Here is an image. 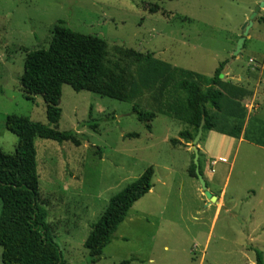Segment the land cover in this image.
Here are the masks:
<instances>
[{
    "label": "rangeland",
    "instance_id": "374dc122",
    "mask_svg": "<svg viewBox=\"0 0 264 264\" xmlns=\"http://www.w3.org/2000/svg\"><path fill=\"white\" fill-rule=\"evenodd\" d=\"M261 1L0 0V149L13 153L18 141L5 128L7 116L47 124L44 100L28 98L20 79L26 50L47 48L59 20L104 39L110 58L116 46H124L207 76L226 60L222 80L258 88L255 99L242 102L248 106L243 132L257 134L264 123V7L242 50L234 51L243 24ZM149 95L136 103L153 113L150 131L132 103L64 84L61 116L50 126L77 132L80 145L34 139L39 199L65 264H256L255 249L264 260V147L202 133L197 145L200 153L202 147L208 150L209 165L206 154L199 159L218 200L210 202L188 173L192 140L178 137L192 126L157 112ZM91 120L96 130L86 124ZM131 133L138 137H128ZM149 166L152 188L130 208L99 261L91 263L84 246L91 225L111 196ZM1 252L0 247L3 264Z\"/></svg>",
    "mask_w": 264,
    "mask_h": 264
},
{
    "label": "trees",
    "instance_id": "16d2710c",
    "mask_svg": "<svg viewBox=\"0 0 264 264\" xmlns=\"http://www.w3.org/2000/svg\"><path fill=\"white\" fill-rule=\"evenodd\" d=\"M151 12L156 7L150 8ZM54 24L47 48L26 50L21 85L28 98L39 95L45 103L47 124L31 121L22 115H9L5 128L17 136L13 153L0 149V247L3 264H65L58 244L49 233L47 210L39 199V183L34 139H49L58 143L80 145L77 132L59 131L50 125L61 116L59 107L62 85L74 91H89L118 101L132 103L136 118L146 123L153 120L150 111L142 110L136 101L149 93L157 112L170 115L192 126L193 131L179 132L183 140H193L202 121L203 132L245 139L264 147V123L257 134L243 132L246 109L242 100L251 92L222 80L226 60L207 76L155 58L152 53H140L132 48L116 46L109 57L104 39L82 34L66 26L62 20ZM93 130L98 124L86 122ZM128 137H138L131 133ZM170 142L175 144V140ZM193 153V152H192ZM202 154H199L201 157ZM193 159V154H192ZM200 171L201 159H199ZM194 164L188 168L196 178ZM153 166L115 193L91 225L84 246L90 262L99 261L103 249L125 219L133 204L152 188ZM256 264H264L263 255L255 249ZM125 260L120 264H129Z\"/></svg>",
    "mask_w": 264,
    "mask_h": 264
},
{
    "label": "water",
    "instance_id": "95a60500",
    "mask_svg": "<svg viewBox=\"0 0 264 264\" xmlns=\"http://www.w3.org/2000/svg\"><path fill=\"white\" fill-rule=\"evenodd\" d=\"M263 7H264V0H262L261 2L258 3L257 6H255V8L253 9L251 15L249 16L248 22L243 24V26H242V34H241L239 40L236 43L234 55H237L242 50L245 38H246L247 33H248V29L252 25L253 20L256 17V15L258 14L259 10L261 8H263ZM219 78H221V79L223 78V74L222 73L219 74ZM203 124H204V120L202 119V121H201V123H200V125L198 127L197 133H196V135L194 136V138L192 140V152H193L192 161H193V164L195 166L194 171H195L196 179L199 182V185L201 187L203 195L206 197V199L208 201L217 203L218 202L217 197L215 195H213L208 190L207 184H206V180H205L203 174L200 171L199 147H198L197 144H198V142H199V140H200V138L202 136V133H203Z\"/></svg>",
    "mask_w": 264,
    "mask_h": 264
},
{
    "label": "crops",
    "instance_id": "0c3cea01",
    "mask_svg": "<svg viewBox=\"0 0 264 264\" xmlns=\"http://www.w3.org/2000/svg\"><path fill=\"white\" fill-rule=\"evenodd\" d=\"M229 79V78H228ZM231 81H233V80H231ZM233 84H234V82H233ZM244 88H246L247 90H249V91H252L251 93V96H248V97H246V98H250L251 100L252 99H255L256 98V94H257V92H258V88H257V86H254L253 88H251L250 86L249 87H247V86H244ZM245 99V98H244ZM243 99V100H244ZM243 100H242V102H243ZM244 107H245V109L247 110V107L248 106H246V105H244ZM246 115H247V111H246ZM219 134V133H218ZM221 135V137H222V139H226L228 136H226V135H222V134H220ZM243 136V135H242ZM231 140V142L232 141H234V140H237V142L239 143L240 141H243V140H246V141H249V140H247V139H245L244 138V136L242 137V138H240V139H235V138H232V137H229ZM231 142H229V143H231ZM249 142H251V141H249ZM251 143H253V142H251ZM253 144H255V143H253ZM255 145H257V146H260V147H263V146H261V145H258V144H255ZM201 150H202V152L200 153V154H206L207 155V159H206V161L208 160V150L205 148V147H202L201 148ZM221 160L223 161V162H225L227 159L226 158H224V157H222L221 158ZM211 163H212V165H214L215 164V160H213V161H211ZM206 165L208 166L209 164H208V161L206 162ZM201 168H202V160H201ZM203 169V168H202ZM213 173V174H212ZM212 173H210V179H211V177L213 178V175H214V173H215V170L213 169V171H212ZM202 174H203V170H202ZM203 176H204V178H205V180H206V177H205V175L203 174ZM206 184H207V188H209L208 187V182H207V180H206ZM223 189V188H222ZM213 195H215L214 194V192H212L210 189H208ZM223 191H224V189H223ZM216 197H217V195H215Z\"/></svg>",
    "mask_w": 264,
    "mask_h": 264
}]
</instances>
